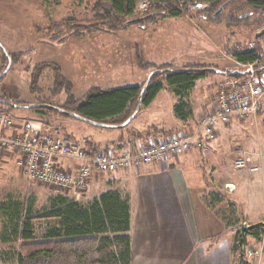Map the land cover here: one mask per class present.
<instances>
[{
    "label": "rangeland",
    "instance_id": "374dc122",
    "mask_svg": "<svg viewBox=\"0 0 264 264\" xmlns=\"http://www.w3.org/2000/svg\"><path fill=\"white\" fill-rule=\"evenodd\" d=\"M93 5L94 0H0V44L10 59V66L6 71L9 59L0 49V75L6 71L0 78V96L23 105L44 101L58 107L64 104L68 95L81 102L92 89L107 90L143 84L155 67L143 68L138 60L155 66H208L224 72L244 71V66L233 58L232 53L246 48H255L262 57L254 65V69L257 66L264 67V34L254 37L261 29L252 24L256 17L254 15L231 24L228 9H225L219 22H214L211 20L212 15L220 5L198 3L188 5L179 17L158 14L146 18L140 24L111 29L105 22L95 18ZM151 6L152 2L139 0L135 15H147ZM38 65L42 66L32 82V73ZM56 69L64 80L61 86L56 84ZM213 77L217 79V73L208 72L205 77L196 80L190 91L188 101L195 113L199 109V113L210 110L216 87L227 81L220 78L214 81ZM209 78L212 80L209 81ZM156 80L164 83L162 76ZM162 93L168 96L164 90L159 95ZM259 100V109L255 115L248 114L250 116L246 115L245 118L234 116L239 119L232 122L231 136L222 141L233 154L231 164L233 159L245 156L259 165L258 159L246 152L255 151L262 153L264 165V94L256 103ZM160 106L164 109L163 117H168L170 110L167 99L161 100ZM256 106L258 108V104ZM40 111L21 107L12 108L8 113L13 118V124L21 126L24 121H28L43 133L58 135L69 139L71 143L84 146L88 140L105 143L118 139L121 137L119 134L131 129L136 121L135 118L123 128H104L55 110L41 108ZM190 120L193 123V119ZM99 149L105 150L106 147L96 145L94 152ZM13 151L7 150L1 157L0 204L9 199L22 202L32 199L33 211L40 212L48 206V199L52 196L64 195L86 204L92 195H99L107 188L97 182L103 178L107 181L110 177L108 173L101 174L97 182L92 175L89 186L83 190L40 183L19 169L17 156ZM223 154L227 158L229 153L223 150ZM66 165L64 168L70 166ZM249 165L251 162H247L246 168L237 169L243 171L249 169ZM225 168V165L219 164L212 174L214 181L221 184L222 201L218 211L220 218L227 216L225 219L221 218L223 224L229 222L227 225L233 226L230 214L249 224L264 220V180L261 181L260 172L254 173L250 187L242 186L229 202L225 196L233 188L228 187L230 183L223 184L221 181L230 180L237 185L239 182L232 171L228 173ZM6 222L0 213V264H4V256L9 264H17L15 253L20 241L3 240L10 230ZM239 226V223H235L222 236V242L232 246L235 230ZM247 239L242 255L245 264H264V235L260 241Z\"/></svg>",
    "mask_w": 264,
    "mask_h": 264
},
{
    "label": "trees",
    "instance_id": "16d2710c",
    "mask_svg": "<svg viewBox=\"0 0 264 264\" xmlns=\"http://www.w3.org/2000/svg\"><path fill=\"white\" fill-rule=\"evenodd\" d=\"M138 1L94 0L93 12L95 18L105 22L109 28L120 29L131 24H140L147 20L146 18L158 14L179 17L188 5L208 3L220 5L212 15L211 20L214 22H219L224 10L228 9L231 24L233 21L238 23L254 15L256 17L252 24L257 28L264 27V0H147L152 2V6L147 15L142 17L135 15ZM243 9L246 11L243 12ZM237 12L240 13L236 15ZM7 55L5 57L9 59V54ZM232 56L240 64H252L262 60L255 48L233 51ZM138 61L143 68L155 67L153 71L161 70L151 76L142 96L139 111L152 102L165 83L176 98L172 106L174 117L180 121L192 119L193 110L188 101L189 93L195 86L196 80L205 77L208 72L215 71L209 70L208 66L176 68L171 64L155 66L141 60ZM41 66L35 67L32 82ZM185 68L189 70H183ZM261 68L263 67H255V72L261 73ZM55 74L56 84L58 86L64 84L58 69L55 70ZM221 74L235 81L242 80L240 78L245 76L243 70ZM160 76L164 83L156 80ZM144 83L107 90L92 89L81 102L68 95L64 104L58 107L69 113H61L65 116L75 118V115H78L99 123L120 125L135 110ZM0 100L23 105L21 102H15L3 96H0ZM38 104L39 108H33L34 111L41 112V108L52 110L48 106L50 104L44 101ZM12 108L21 107L6 105L0 101V111L10 112ZM159 132L158 130L146 133L135 132L132 138L147 137ZM84 144L85 147L90 148H87L89 154L96 149V145L89 141ZM0 213L6 219L10 229L3 240L20 241L18 251L15 253L17 264H131L128 234L129 205L127 200L114 188L102 191L86 204H81L64 195H55L48 199V206L40 212L33 211L32 199L27 202L9 199L0 204ZM263 235V223L249 224L247 227L236 229L231 246L233 264H245L242 255L247 246V238L260 241ZM5 259L4 256V264H9Z\"/></svg>",
    "mask_w": 264,
    "mask_h": 264
},
{
    "label": "crops",
    "instance_id": "0c3cea01",
    "mask_svg": "<svg viewBox=\"0 0 264 264\" xmlns=\"http://www.w3.org/2000/svg\"><path fill=\"white\" fill-rule=\"evenodd\" d=\"M219 78L222 81L233 80L221 73H217V79L213 77V80H219ZM211 80L209 78V81ZM162 90L168 95L167 97L164 93H162L163 96L159 95ZM162 90L147 107L142 108L135 115L132 121L135 118L136 121L132 128L123 131L122 135L120 133V138L105 143L88 141L118 154L124 151L134 152L138 144L157 142L160 138H166L181 130H194L201 114L200 109L197 113L193 111V123L190 119L180 121L172 112L176 98L167 86ZM166 99L170 111L165 118L160 102ZM257 104L258 111L260 100ZM196 114L198 115L195 116ZM195 117H197L196 120ZM235 119L239 117H233L229 124L219 123L215 137L211 140L207 139L205 149L192 146L176 158L170 156L162 161L139 163L118 169L108 173L110 177L107 181H104V178L98 180V177L105 173L96 170L93 172V178L96 182L99 181L98 185H105L107 187L105 190L116 189L128 202L131 264H233L231 246L227 242H222L221 238L235 226V223H239V227H247L249 223L230 214L233 226L227 225L229 222L226 225L223 224L221 218L225 219L227 216L220 218L218 211L222 201L221 184L214 181L212 174L221 164L226 166L225 171L228 173L232 171L238 179V185L230 180L221 181L223 184L234 185L233 187L232 184L228 185L233 188V191L225 196L229 202L242 186L250 187L254 173L260 172L261 181L264 180L261 152L245 150L259 161L257 165L253 159L248 160L247 157V162H251L249 169H243V171L237 169L236 159H233L232 164L230 163L233 154L222 141L231 136L232 122ZM14 125L7 130V133L19 131L20 126L15 123ZM152 130L160 132L147 137L132 138L135 132L146 133ZM223 150L228 151L227 158ZM235 151H233L234 154ZM13 153L16 154L14 151ZM258 154L261 156L258 157ZM63 164L70 163L63 161ZM95 180L92 179V182ZM97 196L92 195L88 202ZM257 223L264 224V220Z\"/></svg>",
    "mask_w": 264,
    "mask_h": 264
},
{
    "label": "built area",
    "instance_id": "2783aa9c",
    "mask_svg": "<svg viewBox=\"0 0 264 264\" xmlns=\"http://www.w3.org/2000/svg\"><path fill=\"white\" fill-rule=\"evenodd\" d=\"M256 63L242 64L245 72L242 80H227L216 87L213 107L201 112L194 130H181L157 142L138 144L134 152L115 154L99 149L89 154L84 145L43 133L28 121L21 124L18 132L7 133L14 125L13 118L10 113L0 111V161L5 151L14 150L19 169L28 177L59 188L83 190L89 186L95 170L109 173L139 163L162 161L170 156L176 158L192 146L205 149L207 139L215 137L219 123L229 124L234 116L255 115L256 101L264 94V71L257 74ZM63 161L69 162L70 166L64 168ZM235 166L246 168L247 158L239 156Z\"/></svg>",
    "mask_w": 264,
    "mask_h": 264
},
{
    "label": "water",
    "instance_id": "95a60500",
    "mask_svg": "<svg viewBox=\"0 0 264 264\" xmlns=\"http://www.w3.org/2000/svg\"><path fill=\"white\" fill-rule=\"evenodd\" d=\"M262 34H264V27L261 28L260 30H258L255 34H254V37H259L261 36ZM0 49L2 50V52L5 54V56H8L5 49L2 47V45L0 44ZM10 66V60H8V65L6 67V71L7 69L9 68ZM207 69V68H206ZM209 70H213L215 71L216 73H224L223 71H220L216 68H208ZM183 70H189V68H185ZM264 70V67L261 68V71ZM6 71L4 73H2L0 76L4 75L6 73ZM161 70H156V71H152L148 74V77L140 91V94L138 96V103H137V106L135 108V110L133 111V113L120 125H110V124H106V123H99V122H95V121H92V120H88V119H85L81 116H78V115H75V118L78 119V120H81V121H84V122H87L89 124H92V125H95V126H100V127H104V128H112V127H115V128H120V127H125L127 124H129V122L134 118V116L137 114V112L139 111L140 107H141V101H142V96L144 94V91L150 81V78L151 76L155 73V72H160ZM3 104H6V105H12L14 107H23V108H37L39 107L40 105L39 104H29V105H18V104H14V103H10L9 101H5V100H0ZM50 109L52 110H55V111H58L60 113H63V114H69L67 111L57 107V106H53V105H48Z\"/></svg>",
    "mask_w": 264,
    "mask_h": 264
}]
</instances>
